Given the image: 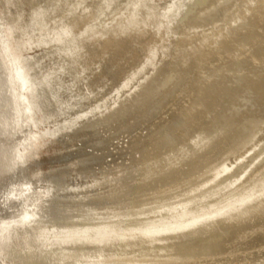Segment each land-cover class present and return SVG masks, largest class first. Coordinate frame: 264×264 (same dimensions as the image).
Here are the masks:
<instances>
[{
  "label": "bare ground",
  "instance_id": "obj_1",
  "mask_svg": "<svg viewBox=\"0 0 264 264\" xmlns=\"http://www.w3.org/2000/svg\"><path fill=\"white\" fill-rule=\"evenodd\" d=\"M0 264H264V0H0Z\"/></svg>",
  "mask_w": 264,
  "mask_h": 264
},
{
  "label": "rangeland",
  "instance_id": "obj_2",
  "mask_svg": "<svg viewBox=\"0 0 264 264\" xmlns=\"http://www.w3.org/2000/svg\"><path fill=\"white\" fill-rule=\"evenodd\" d=\"M37 145L40 147L42 158L47 161V164L44 167L46 173L52 174L59 166L58 163H54V157L56 155H59L60 153H63L64 150L59 149L56 144H54L53 142L49 143V141H41L37 143Z\"/></svg>",
  "mask_w": 264,
  "mask_h": 264
}]
</instances>
